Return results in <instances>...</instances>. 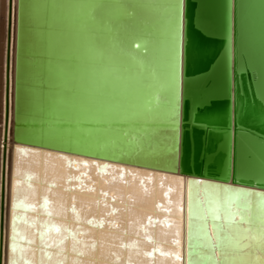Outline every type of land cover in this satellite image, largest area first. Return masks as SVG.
I'll use <instances>...</instances> for the list:
<instances>
[{
  "label": "water",
  "instance_id": "water-1",
  "mask_svg": "<svg viewBox=\"0 0 264 264\" xmlns=\"http://www.w3.org/2000/svg\"><path fill=\"white\" fill-rule=\"evenodd\" d=\"M55 1L17 0L10 89L8 0L3 139L10 128L13 142L6 171L2 152L8 189L5 194L2 186L0 196V262L3 250L4 264L9 256L14 264H191L196 258L198 264H221L219 255L226 252L238 264H252L258 254L264 260V245L254 248L252 241L248 249L246 238L241 254L247 257L222 248L217 235L213 247L202 246L187 214L190 183L235 189L225 191L226 202L244 213L249 237L264 234V181L236 176L237 134L264 142L263 102L238 42V0H177L169 13L162 11L174 24L176 42L173 57L161 66L172 72L176 91L156 99L146 94L151 88L145 75L133 87L126 72L132 62L116 52L117 43L139 57L146 52L127 40L135 27L146 42L164 38L160 23L135 19L140 8L159 10L157 3L118 0L123 6L110 10L116 0H68L70 13L63 19L62 11L49 16ZM82 3L89 5L86 11L98 5L106 13L101 25L89 22L87 12L86 30L78 28L76 7ZM63 27L72 53L60 58L66 51L58 55L56 40ZM77 40L80 48H71ZM238 58L244 71L235 69ZM110 80L116 90L102 87ZM133 102L144 104L138 112L150 116L126 115ZM159 105L169 109L165 117L158 116ZM220 223L203 219V239Z\"/></svg>",
  "mask_w": 264,
  "mask_h": 264
},
{
  "label": "bare ground",
  "instance_id": "bare-ground-1",
  "mask_svg": "<svg viewBox=\"0 0 264 264\" xmlns=\"http://www.w3.org/2000/svg\"><path fill=\"white\" fill-rule=\"evenodd\" d=\"M68 0H56L53 4H50V18L51 14H53L55 11L60 14V11L64 14V18L66 19L70 13V6L68 5ZM124 1V0H123ZM133 2H136L138 5L140 3L145 2L147 4H158L159 10L154 11L150 8H140L138 12H135V19L138 23L142 24H148L153 23L152 26H156L159 23V26L157 28L161 31L159 34H164V38L161 39L160 36L157 38H149L150 42H146L149 40H144L140 37V32H138L137 28L135 27L134 36L133 38L127 39L128 42H134L132 44H135V46H139L141 49H145L146 52L142 55L144 59L137 56L134 52L130 50L129 47H125L124 44L117 43V53H119L121 50L124 51V55L130 59L131 66L127 67L129 68V77L130 80H134L133 87H140L142 82L134 83L135 81L141 79V77L144 76L143 80H146L149 87L151 89L148 90L149 93H146L147 96H151L154 99L158 98L161 95L170 94L173 93L174 90L176 91V88L174 87L173 83V74L172 72L168 71L166 67L162 68L166 64V62H169L171 58L169 56L173 57L174 53V46H175V39H172V34L174 32V24L171 23V18L168 14L163 13L164 12H170L172 10V4L176 3L177 0H132ZM115 4H122L123 2L116 0L113 5H111L109 8L110 10L114 8V6L119 7ZM17 5V0H12V17L10 22L11 27V37H10V43H11V50H10V84L12 89L13 87V81L15 78L14 75V63H15V49L14 42H15V33H16V27H15V7ZM87 7H89L88 4H86ZM86 5L84 3L77 5L76 7V14L75 18H80V25L81 27H78L79 29L86 30L87 26L86 22L84 21V14L88 13V21H94L95 24L101 25L102 15L105 16L106 13L100 12L97 10L98 5L94 8L92 7L91 11H86ZM238 12L236 21L239 25V34L238 37L240 41L239 47L242 49V47L247 51L249 58H250V65L249 69L252 74V83L254 85L255 94L258 97L260 101L263 102L264 106V0H238ZM93 6V5H92ZM100 6V5H99ZM127 6V5H126ZM8 0H0V196L2 191V186L5 188V194H7V174L5 175V178L3 180L4 183H2V152L3 148H5V155H6V161H5V171L8 169L9 159H10V148L11 144L13 142L12 139V133L9 128L8 134L6 136V139H3V118H4V84H5V52H6V34H7V18H8ZM125 7V6H124ZM128 7V6H127ZM143 7V6H142ZM109 10V11H110ZM35 12V11H34ZM114 12V11H112ZM41 13L37 14V17H40ZM108 19L112 21L111 16L108 14ZM100 19V20H99ZM158 21H157V20ZM156 20V21H155ZM130 21V20H129ZM127 21L126 23H128ZM68 23L64 22L63 25L67 27ZM130 24V23H129ZM131 25V24H130ZM134 25V24H133ZM63 27V30L61 31V34L59 36L58 41L59 46L61 47L59 49V53L61 55V52L64 54L66 51V54L61 57H65L66 55L71 54L69 48H66L65 45H67L68 41H71V38H68L67 36L69 33H66V28ZM122 28V26H119ZM103 28V27H102ZM134 29V28H133ZM125 42V41H124ZM127 42V41H126ZM91 44V41L90 43ZM80 48L79 41L77 40V45L73 46L71 48ZM93 49V48H91ZM90 49V50H91ZM112 48H110L111 50ZM68 50V51H67ZM108 51V55L112 53L111 51ZM114 54V55H116ZM171 54V55H170ZM152 59L157 61V63L154 65L152 62ZM168 59V60H167ZM153 60V61H154ZM145 61H148V63H145ZM173 62V61H170ZM235 69H237L238 72L244 71L242 62L240 58L237 59V64L235 66ZM254 70L257 71V75H254ZM126 74V73H125ZM140 75V76H139ZM112 76V75H111ZM110 77V76H109ZM140 78V79H139ZM157 82V85L155 86L156 89L153 87V84ZM102 87L108 89V90H116L115 84L110 80L107 83L101 84ZM145 87V86H144ZM137 89V88H136ZM144 93V92H143ZM12 94V93H11ZM144 97L146 98V95L144 93ZM10 107L12 105V95H10L9 99ZM134 103V104H133ZM132 104L128 106L126 115H130L131 117H135V115H140L141 117L150 116L146 115L144 109L141 112H138L140 108L144 106L141 102H133ZM101 109L104 111H107L108 108H106V105H104L101 101L100 103ZM112 105V104H111ZM111 107V106H110ZM112 107H117L116 104H113ZM159 117H165L166 110H169L168 108L164 107L161 108L159 105L156 109ZM155 110V111H156ZM154 111V112H155ZM12 107L9 110V116H8V123L10 124V127L12 125ZM138 115V117H139ZM154 117V115L152 116ZM140 118V117H139ZM148 118V117H147ZM236 149H237V157H236V176L237 177H249L253 178V180H259L264 181V142L258 140L257 138L251 137V135H248L246 133L239 132L237 134V141H236ZM187 198H188V207H187V214L189 215V218H191L192 227L195 224V228L193 227L192 234L196 236V238L200 241L202 246H207L209 248L210 246L213 247V241L216 240L217 237H220V240L222 241V248L224 249H237V253L235 255H245L247 257L246 253H242V242L246 238V246L249 249L250 244L253 241L254 248H258V246L264 245V234L257 235L255 237L254 235L249 237L250 232L249 229L244 225V223L247 221L244 218V213L242 211H239L237 207L233 206V203H228L225 190L219 189L217 186L214 185H206V184H199L197 182H192L187 187ZM203 217V218H202ZM209 219L210 221H214V218L219 219L221 222L219 226L222 227H215V225L212 226V229L207 230V239L205 238L203 226L200 224V222L203 219ZM213 224V223H212ZM250 238V239H249ZM209 241V242H208ZM251 241V242H250ZM223 249V250H224ZM246 249V248H245ZM206 253L210 255L211 253L206 250ZM221 253L220 258L221 264H238L235 260V262L230 261L228 259L229 252ZM234 255V253H231ZM216 252L213 251V258L214 261L216 259ZM211 258V257H210ZM236 258V257H235ZM248 259V258H247ZM103 261V259H101ZM192 261V260H191ZM190 261V262H191ZM197 261V262H196ZM196 264H198V259L196 258ZM195 262H191V264H195ZM1 264H4V250H3V256L1 259ZM109 263V262H108ZM214 263V262H213ZM83 264H89L86 262H83ZM90 264H101L100 261L96 263V261L90 263ZM218 264V263H217ZM252 264H264V260L260 254H258L257 258L252 261Z\"/></svg>",
  "mask_w": 264,
  "mask_h": 264
},
{
  "label": "snow or ice",
  "instance_id": "snow-or-ice-1",
  "mask_svg": "<svg viewBox=\"0 0 264 264\" xmlns=\"http://www.w3.org/2000/svg\"><path fill=\"white\" fill-rule=\"evenodd\" d=\"M225 191H238V190H235V189H225ZM13 207H15V196H13ZM13 220L15 221V215L13 216ZM15 239H16V231H15V226H13V232H12V240H13L12 247L13 248H15ZM8 264H14V262L11 259L10 256L8 258Z\"/></svg>",
  "mask_w": 264,
  "mask_h": 264
}]
</instances>
